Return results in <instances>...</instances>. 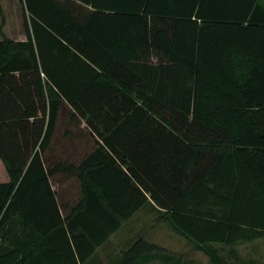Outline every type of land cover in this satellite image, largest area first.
Listing matches in <instances>:
<instances>
[{
  "label": "trees",
  "instance_id": "obj_1",
  "mask_svg": "<svg viewBox=\"0 0 264 264\" xmlns=\"http://www.w3.org/2000/svg\"><path fill=\"white\" fill-rule=\"evenodd\" d=\"M20 2L27 40L0 41V264H94L146 208L242 263L264 238L261 1ZM66 121L92 150L53 163ZM151 261L177 264L142 238L115 264Z\"/></svg>",
  "mask_w": 264,
  "mask_h": 264
},
{
  "label": "rangeland",
  "instance_id": "obj_2",
  "mask_svg": "<svg viewBox=\"0 0 264 264\" xmlns=\"http://www.w3.org/2000/svg\"><path fill=\"white\" fill-rule=\"evenodd\" d=\"M260 1L262 13H264V0ZM66 129H71L75 133L72 144L75 145L76 143V146L78 145L76 148L78 152L75 153V157H71L72 160L75 161L76 159L77 161L88 152L90 142L81 134L78 125L76 126L75 123L70 125L68 121L60 123L53 141V145H58L62 152L59 150L58 154L52 153L51 158L57 157L56 159L58 160L69 158L70 153L64 151L65 147L71 143V138L64 136ZM58 182L55 183L54 181V188L69 201L73 202L79 191V183L76 178L66 179V177L61 176ZM140 238L146 241H153L151 244L159 247L161 252L175 255L177 264H213L207 255L196 250L191 242L176 234L165 222L161 221L155 211L152 212L151 209L147 208L135 220L125 223L121 230L114 234L107 246L97 253L94 264H115L122 257V252L126 250L125 247L135 239L138 240ZM216 248L219 252L218 255L224 259L226 264H235V261L229 257V249H222L219 246ZM238 254L242 260V263L238 264H250V261L264 264V238L253 243L240 245Z\"/></svg>",
  "mask_w": 264,
  "mask_h": 264
},
{
  "label": "crops",
  "instance_id": "obj_3",
  "mask_svg": "<svg viewBox=\"0 0 264 264\" xmlns=\"http://www.w3.org/2000/svg\"><path fill=\"white\" fill-rule=\"evenodd\" d=\"M0 7L2 10V15L0 14V41H4L5 39H7V40H11V41H16V42H25L27 40V33L25 30V26H24V9H23V6H22L20 0H0ZM67 119H69L68 115H67ZM74 135L75 134L72 131V134L70 136L71 143L68 146H66L64 149V151H67V153H70V155L72 157H74V153L78 152V149H76L78 145L76 146V143H75V145L72 144V142L74 141ZM65 137L67 138V136H65ZM91 146L92 145H90L88 151L92 150ZM59 150H60V147L58 145L52 144L51 149H50V155H49L50 158H51L52 153L58 154ZM56 158H51V162L54 163L56 161ZM142 211H144V209L137 212L135 214V216L130 221H128L126 223H129L132 220H135L142 213ZM113 236H111V238ZM111 238L109 239V241L111 240ZM136 241L137 240L135 239L131 244H129L127 247H125L126 250L122 252V255L125 252H127L134 245V243ZM108 242L103 247L99 248L97 250V253L99 251H101L102 249H104L107 246ZM148 242L153 243V241H148ZM249 263L253 264V262H251V261ZM148 264H160V262L151 261Z\"/></svg>",
  "mask_w": 264,
  "mask_h": 264
}]
</instances>
